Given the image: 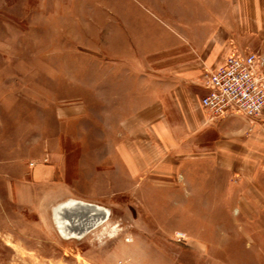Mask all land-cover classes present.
<instances>
[{"label":"rangeland","instance_id":"obj_1","mask_svg":"<svg viewBox=\"0 0 264 264\" xmlns=\"http://www.w3.org/2000/svg\"><path fill=\"white\" fill-rule=\"evenodd\" d=\"M176 13L169 0H0V264H264V208H255L264 177L249 176L264 165L262 117L249 130L253 158L230 174L201 169L205 161L176 167L163 145L159 160L132 170L108 159L119 146L107 143L114 114L103 104L104 76L134 40L174 42ZM160 51L163 70L173 62ZM56 156L68 159L69 177L30 191L32 170ZM72 199L111 215L84 218L74 229L82 234H68L56 211Z\"/></svg>","mask_w":264,"mask_h":264},{"label":"crops","instance_id":"obj_2","mask_svg":"<svg viewBox=\"0 0 264 264\" xmlns=\"http://www.w3.org/2000/svg\"><path fill=\"white\" fill-rule=\"evenodd\" d=\"M169 1L175 2L178 10V26L170 27L174 42L155 45L148 40V44L139 45L140 41L134 40V46L128 48L129 57L104 76L105 111L119 114L113 115L110 127L114 135L107 142L119 148L116 156L108 159L121 162V169L132 170L134 161L159 160L163 145L167 146L168 161L176 162V167L186 161L191 169L195 161H205L209 164L199 166L201 169L212 167L230 174L233 171L228 170L241 168L234 162L253 158L249 156L250 145L255 141L249 130L256 124L236 115L211 120L201 106L206 93L201 79L204 70L221 66L231 53L254 51L264 58V0ZM160 50L167 51L173 62L163 70L155 58ZM120 64L127 68H118ZM261 119L259 128L264 126V113ZM72 138L80 141L82 134ZM147 139L154 147L145 154L141 146L149 143ZM128 146L136 149L131 151ZM65 161L68 159L56 156L54 165H36L27 182L29 190L69 177ZM71 169L72 177H80V160ZM249 176L264 177V165ZM16 195L22 199L26 192L22 188ZM259 201L255 208H264V202Z\"/></svg>","mask_w":264,"mask_h":264},{"label":"built area","instance_id":"obj_3","mask_svg":"<svg viewBox=\"0 0 264 264\" xmlns=\"http://www.w3.org/2000/svg\"><path fill=\"white\" fill-rule=\"evenodd\" d=\"M202 108L211 120L242 116L251 123L264 113V58L258 52L231 53L224 64L202 75Z\"/></svg>","mask_w":264,"mask_h":264},{"label":"bare ground","instance_id":"obj_4","mask_svg":"<svg viewBox=\"0 0 264 264\" xmlns=\"http://www.w3.org/2000/svg\"><path fill=\"white\" fill-rule=\"evenodd\" d=\"M82 211H84L85 213H82ZM110 215H111V210L107 207L101 206L99 204L87 202L84 200H73V199L62 203L60 206L57 207V211H56V219L58 220L59 223L63 224L64 231L66 230V232L68 231V234H74V235L82 234L81 230L77 232L74 231V229H78L79 226L82 225L84 218H86V220H89L90 222L89 224H91L93 220H104L105 218H108Z\"/></svg>","mask_w":264,"mask_h":264}]
</instances>
